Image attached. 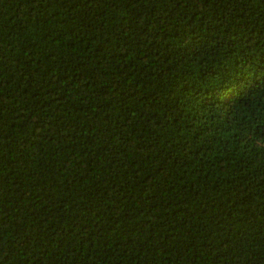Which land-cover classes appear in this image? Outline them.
<instances>
[{"label": "trees", "instance_id": "obj_1", "mask_svg": "<svg viewBox=\"0 0 264 264\" xmlns=\"http://www.w3.org/2000/svg\"><path fill=\"white\" fill-rule=\"evenodd\" d=\"M0 264H264V0H0Z\"/></svg>", "mask_w": 264, "mask_h": 264}]
</instances>
